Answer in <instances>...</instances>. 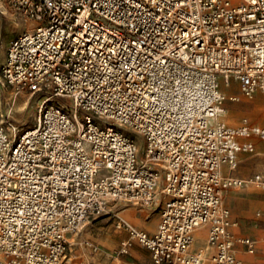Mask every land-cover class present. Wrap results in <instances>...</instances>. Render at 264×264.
<instances>
[{"label": "built area", "instance_id": "2783aa9c", "mask_svg": "<svg viewBox=\"0 0 264 264\" xmlns=\"http://www.w3.org/2000/svg\"><path fill=\"white\" fill-rule=\"evenodd\" d=\"M7 1L33 27L7 45L0 81L46 97L21 133L0 110V264H69L91 218L120 202L151 206L158 192L154 232L117 216L129 234L117 254L137 241L154 264H203L195 230L206 226L213 264H254L232 252L224 195L264 178L222 167L256 152L241 138L264 141V120L225 119L228 99L264 97V0ZM96 117L143 135L145 161L135 138ZM240 242L255 252L253 238Z\"/></svg>", "mask_w": 264, "mask_h": 264}, {"label": "rangeland", "instance_id": "374dc122", "mask_svg": "<svg viewBox=\"0 0 264 264\" xmlns=\"http://www.w3.org/2000/svg\"><path fill=\"white\" fill-rule=\"evenodd\" d=\"M20 25L25 30L29 28L31 29L33 27L31 21L25 20L23 15L14 7H12L7 0H0V63L5 59V50L7 45L15 37L13 32ZM223 87L226 91H229V88L224 85V83ZM237 90V82L234 81L232 91L237 93ZM227 96H229L228 93ZM45 97V94H33L28 90H22L19 91V93H16V91L10 85L4 84L0 81V110L3 111L5 115H7L9 123L15 127L12 130L13 132L21 133L27 129L33 128L37 124L40 105ZM63 101L68 106V109L71 110L72 100L66 97L63 99ZM226 106L228 107V112L226 113L225 118L227 123L231 126H238L241 123L243 117H246L253 125L260 124L264 120L263 97L260 94L253 98H243L240 102H235L228 99ZM253 112H257L256 116L252 114ZM96 118L101 120L104 124L112 125L115 128L121 129L135 138L138 143L139 160L145 161L146 152L143 135H141L136 129L129 125L114 123L111 120L101 117ZM249 138L257 139L256 142L259 148V153L257 155L252 153H241V156H244L245 159L254 160L253 163L255 165V169L249 167L247 176L243 177L250 179L254 177V174H261L264 178V141L257 135H252ZM237 169H239V166L234 168L232 173ZM228 190L225 191L224 204L230 210L233 220L238 222L236 226L231 227V232L235 240L234 249L232 252L243 262L264 264V197L263 199L260 198L258 201H255V205L252 206V215L249 216L248 221L245 224L246 228L254 229V231L257 232V235L254 236L243 234L241 232L243 227L242 222L239 221L238 216L233 213L229 201V195L232 193L241 192L249 195L254 193L264 194V188L251 183L242 189L236 188L234 191ZM165 201L166 199L163 194L158 192L156 203L151 206H146L145 209L144 207H136L137 205L135 206L132 203L123 202L112 206L114 213L111 215L91 218L81 229V231L70 239L69 264H114L110 263L109 261L113 260L114 251L118 249L120 244L117 234L122 232V230L116 227V221L118 218L117 216H121L124 219L132 222V220H130L126 214H124V211L128 208H132V211L143 208L148 216L147 219H150V216L153 215L152 218L155 222V228L153 231H155L160 222V209L165 205ZM204 227L205 236L202 239H198L195 236L197 240L196 245L204 247L206 258L203 264H213L211 260L213 253L212 251H208L205 248L208 240V229L206 226ZM251 236L255 238L254 240L256 250L254 253L247 252L243 244L240 242V239ZM86 240H90L94 247H88L85 244ZM95 247L97 249L96 251L94 250ZM127 256H130V252L124 254L121 257L124 258Z\"/></svg>", "mask_w": 264, "mask_h": 264}, {"label": "crops", "instance_id": "0c3cea01", "mask_svg": "<svg viewBox=\"0 0 264 264\" xmlns=\"http://www.w3.org/2000/svg\"><path fill=\"white\" fill-rule=\"evenodd\" d=\"M29 29L25 30L20 25V26H18L16 28V30L13 32V34L16 37L17 35L25 32V31H28ZM261 96L263 97V95H261ZM263 99H264V97H263ZM227 112H228V107H227ZM225 117H226V114H225ZM262 123H260V124H262ZM256 140L257 139H254V138L253 139H250V138L249 139H247V138H241L240 139V141H242V142L243 141H252L255 144L256 152L252 153L254 155L255 154L257 155L259 153L258 152L259 148L257 146ZM241 153L242 154H248L247 152H240L238 154V165H237V167L239 166V169L235 170L232 173L233 169L229 168L228 165H223L222 173H223L224 176H226V177L231 176V177L241 178V179H249V178H247V177L245 178L243 176H247V174L249 172V167H252V168L255 169V165L253 163L254 160L245 159L244 156H241L242 155ZM255 175L256 174H254V176ZM250 184L251 183H248L245 186L241 187L240 189L245 188L246 186H248ZM235 189L236 188H232L231 190H228V191H232V190L234 191ZM263 197H264V194H259V193H256V194L254 193V194H250L249 195V194H246V193L235 192V193H232V194L229 195V201H230L231 209H232L233 213L238 216L239 221L242 222L243 227H242V231L241 232L243 234H249V235H253V236L257 235V232L254 231V229L246 228L245 224L247 223L249 216L252 215V212H253L252 206L255 205L254 204L255 201H258L260 198L263 199ZM120 203H123V202H120ZM136 207H138V205ZM139 207H141V206H139ZM145 207H144V209H145ZM131 209L132 208H128V209H126L124 211L125 212L124 214H126V216L130 220H132V222H130V221L129 222L132 225H134L135 227L139 228V229H143V230L148 231V232H154L153 229L155 228V222H154V219L152 218L153 215L150 216V219H147L148 216L146 214V211L143 210V208H139L136 211H132ZM118 217H121V216H118ZM121 218H123V217H121ZM237 224H238V222H237ZM140 226H142V227H140ZM144 228H148L149 230L148 229H144ZM118 229L122 230V232L117 234L118 241H120V244H119V247H118V249H119L120 246H121V243L124 240L129 238V234L124 229H121V228H118ZM202 229L205 230V227H202ZM253 236H251V238L255 239ZM255 250H256V247H255ZM116 251H114V255H113L114 258H113V260L109 261L110 263H114V264H154L150 250L148 248H146L145 246H143L142 244H140L139 242H137V241H134L132 243V245L129 247V251L127 253L130 252V256H127V257L123 258L121 256H123L126 253L117 254Z\"/></svg>", "mask_w": 264, "mask_h": 264}, {"label": "bare ground", "instance_id": "6f19581e", "mask_svg": "<svg viewBox=\"0 0 264 264\" xmlns=\"http://www.w3.org/2000/svg\"><path fill=\"white\" fill-rule=\"evenodd\" d=\"M255 106H256V103H255ZM256 110V108H255ZM256 113L257 112H253L252 114H254L256 116ZM195 236L196 238L198 239H202L204 236H205V230H203L202 228H199L195 231ZM73 242V241H72Z\"/></svg>", "mask_w": 264, "mask_h": 264}]
</instances>
